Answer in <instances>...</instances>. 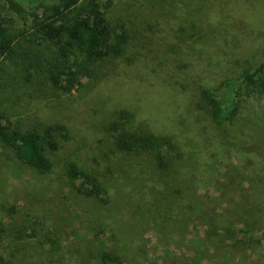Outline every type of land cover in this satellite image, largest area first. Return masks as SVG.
I'll return each instance as SVG.
<instances>
[{"label":"rangeland","instance_id":"obj_1","mask_svg":"<svg viewBox=\"0 0 264 264\" xmlns=\"http://www.w3.org/2000/svg\"><path fill=\"white\" fill-rule=\"evenodd\" d=\"M14 1L26 12L18 14L17 18L15 13L3 8L5 17L16 18L10 22L12 24L2 25H12L16 32L23 28V21L24 27L32 24L31 10L42 12L56 3L54 0ZM124 1L127 0L116 1L115 16H121ZM143 2L137 0L138 4ZM172 2L173 10L161 23L164 43L180 49L183 34L179 27L190 21L194 28L187 26L189 33L199 34L201 43L189 38V48L180 53L181 64L187 69L179 68L172 76L165 97L154 89L146 99L145 95L144 101L135 103L139 107L132 109L136 114L135 124L140 123L142 129L173 135L186 152L190 150L186 142L200 138L199 146L205 154L197 155L198 163L212 158L217 164L214 172L198 173L201 179L197 181L174 179L169 186L173 190L163 192L160 185L155 184L152 190L146 186L151 183L145 182V176L152 175L155 182L160 179L152 171L151 161L145 157L134 158L146 173L144 177L140 168L124 165V155L116 150L112 137L103 130L116 109L130 108L133 104L129 102H134L132 98L129 102L122 101V92H127L124 87L127 76L122 69L116 67L112 76H106L79 100L74 94H64L45 85L36 90L17 88L15 67L6 58H0L1 109H5L12 120L24 127L39 125L42 121L72 125L71 138L54 154L53 169L46 174L33 171L0 143V253L12 264H101L100 255L108 249L123 253V264H209L219 252L211 243L206 257L202 260L199 257V261L193 258L195 248L202 247L200 237L210 220L221 229L248 228L246 220L250 213L240 198V185L224 192L218 182L221 184L226 173L241 175L242 171L246 173L258 166L256 170H261L264 135L251 130L246 118L255 117V113L263 117L264 92L249 98L239 96L242 106L237 115L239 119L230 124L226 122L225 129L214 126L194 103L201 88L208 87L226 101L235 99V93L226 89V83L231 79L239 83L245 69L264 63V0H191L185 24L180 18V7L184 8L180 1L151 0L146 5L149 11L157 13ZM2 4L9 8L8 2ZM186 70L192 76L189 79L196 80L192 86L185 82L183 72ZM155 71L148 69L142 83H153L154 87L151 76ZM135 82L141 85L138 80ZM157 99L178 103L177 111L171 107L169 119L164 114L165 108L163 114L161 110L152 113ZM187 107L190 110H186ZM185 118L189 121L182 123ZM225 134L230 135V140L225 139L223 143ZM249 158H254V165L248 162ZM71 161L102 174L111 202L103 204L78 195L75 184L81 179L71 184L65 176ZM238 181L239 177L236 182L240 183ZM142 183L146 190L142 189ZM212 185L218 186L216 191ZM251 192L246 188L247 197ZM123 193L129 198L123 199ZM160 193L170 198L169 207L164 209H170L168 214L173 217L179 216L175 222L183 224L178 234L153 226L156 206L151 207L152 218L144 212L143 203L147 198H160ZM258 236L262 237L263 233L259 232ZM262 244L259 249L263 248L264 254V239Z\"/></svg>","mask_w":264,"mask_h":264},{"label":"trees","instance_id":"obj_2","mask_svg":"<svg viewBox=\"0 0 264 264\" xmlns=\"http://www.w3.org/2000/svg\"><path fill=\"white\" fill-rule=\"evenodd\" d=\"M54 1L56 3L42 12L31 10L32 24L29 28L24 27L26 23L23 21V28L16 32L12 29V25H2V23L12 24L10 22L16 18L10 15L9 18L5 17L2 9L15 13L17 18H19L18 14L26 11L14 0H0V58H6L15 67V73L18 74L17 88L36 90L45 85L64 94H74L79 100H83L91 88L94 90L96 84L107 78L106 76H112L118 67V70L122 69L127 76L124 80L127 92H122V101L129 102L132 98L134 102H129L133 104L130 108L125 106L116 109L114 117L108 121L103 130L112 137L116 150L124 155L126 159L124 165L140 168L135 157H145L151 161L152 171L156 172L160 179L155 182L152 175L145 176L143 168H140L143 177L147 178L145 182L151 183L150 186L147 184L146 186L152 190L155 184L157 187L160 185L163 192L173 190L170 184L174 179L189 181V178H194L197 181L201 179L198 173L214 172L217 164L212 158L210 161L198 163L197 155L205 154L199 146L200 138L191 143L186 142L190 149L186 152L173 135L157 133L149 128L142 129L140 123L135 124L136 114L132 111L139 109L135 103L144 101L145 95L146 99L149 94L155 92L154 89L159 90L160 92L157 93L159 95L163 93L165 97L172 84V76L179 72V68L187 69L181 64L180 53H184L183 50L189 48V38L201 43L199 34L189 33L187 26L194 28L193 23L190 21L186 26L179 27L180 33L183 34V46L176 49L168 42L164 43L161 29L163 19L165 20L173 10V2L154 13L149 11L146 5L151 0H143L141 4H138L137 0L131 2L127 0L123 2L121 16H115L117 0ZM174 1L183 3L184 8L180 7V18L183 24L187 23L191 0ZM7 2L9 8L2 4ZM156 5L158 4L155 1L154 6ZM202 53L203 50L200 51V54ZM150 68L156 70L151 76L155 82L154 87L153 83H142L144 75ZM183 74L186 76L187 84L192 86L196 83L194 78L189 79L192 76L188 70ZM226 84H228L226 89L230 88L235 93V99L226 101L213 88L208 87L201 88L194 103L195 108L204 111L203 113L214 126L223 129L226 122L230 124L239 119L237 115L242 108L239 96L244 95L249 98L264 92V63L253 69H245L239 83L231 79ZM1 106L0 102V143L33 171L42 174L51 172L54 166L53 156L71 138L72 125L42 121L39 125L24 127L12 120ZM178 106L176 102L169 104L165 100L157 99L151 112L161 110L163 114L162 109L165 108L164 114L169 119L170 108L172 107L176 112ZM186 110L190 109L187 107ZM255 112L257 111H252L253 114ZM257 115L255 113V117L246 118L247 124L251 126V130L253 128L255 132L264 135V115L262 118ZM185 120L186 118L182 123ZM200 130L204 133L201 125ZM229 136V134L224 135L223 143L225 139L227 142L230 140ZM251 152L253 154L254 151ZM252 159L254 158H249L248 162L254 165ZM260 166L261 170H256L258 166L246 173L240 171L241 175L226 173L221 184L217 179L218 185H221L220 188L224 192L229 187L235 190L238 185L244 190L243 192L238 188L242 202L249 208L247 212L250 213V218L246 220L248 228L240 227L237 231L230 228L221 229L218 225H212L210 220L203 237H200L203 241L202 247L198 245L195 248L193 259L199 261V257L201 260L206 257L208 245L212 244L219 252L211 258L209 264H264L263 248L259 249L264 239V153L263 157H260ZM65 171V176L71 184L81 179L79 184H75L78 195L103 204H107L109 200L111 202L102 174L80 166L77 161H71ZM238 177L240 183L236 182ZM144 185L142 183V189L146 190ZM180 187L181 185L177 190ZM211 187L216 191L218 186ZM246 188L252 191L248 197ZM160 195V198L149 197L147 201L142 202L146 207L144 212L152 218L150 210L152 206H156L153 226L178 234L183 224L175 222L179 216L173 217L168 214L170 209H164L169 207L170 198L163 193ZM226 195L229 198L228 193ZM122 198L128 199L129 195L123 193ZM209 219L214 221L211 215ZM259 232L263 233L262 237L258 236ZM132 234L137 236L134 231ZM123 256V253L108 249L101 253L100 263L123 264L125 263ZM0 264L12 263L0 253Z\"/></svg>","mask_w":264,"mask_h":264}]
</instances>
